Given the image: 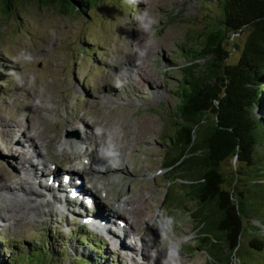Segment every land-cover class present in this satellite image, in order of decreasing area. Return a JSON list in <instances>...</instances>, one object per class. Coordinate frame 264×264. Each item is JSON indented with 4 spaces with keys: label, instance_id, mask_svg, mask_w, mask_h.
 Returning a JSON list of instances; mask_svg holds the SVG:
<instances>
[{
    "label": "rangeland",
    "instance_id": "obj_1",
    "mask_svg": "<svg viewBox=\"0 0 264 264\" xmlns=\"http://www.w3.org/2000/svg\"><path fill=\"white\" fill-rule=\"evenodd\" d=\"M202 2L203 0H135L134 3L107 1L86 13L70 15L64 14L59 7L45 5L38 0L17 2L12 12H5L0 4V109L4 104H8L9 108L15 110L17 105H25L29 97L36 95L45 100L48 98L47 101L56 106L58 111L60 110L59 117L52 112L45 114L49 124L43 127L51 135L55 134V129H59L61 133L69 128L67 130L72 132L67 123L72 116L86 115L91 123L94 119L103 116L128 117L133 121L146 119V123L139 124L144 129L148 128L145 130L146 137L139 140L140 149L133 150V156L125 160L127 173L124 175L119 173L118 176L123 178L119 180L120 184H117V176L113 178L114 180L110 178L113 183L107 186L109 193L104 200H111L116 206L119 204V199L124 198L125 193H133L136 198L142 193L151 195L152 202L149 207L152 208L147 209L151 219H145V223L148 226L159 225L165 230L170 242L165 244L166 250L179 243L180 264L221 263L213 255L216 247L201 241L202 232L198 227V219L195 218L200 210L198 204L182 190L183 183H190L196 178L194 177L196 174L183 173V165L170 168L164 163L173 155L174 149V146L165 143V140H169L168 136L175 131L172 126L171 107L178 98L174 88L182 77L183 67L192 61L191 58L180 55L182 46L195 44L198 32L206 31L210 25L209 13L215 16L220 12L219 8L213 10L204 8ZM145 9L158 21L154 25V35L143 32L147 40L154 41L147 61L148 70L153 76L145 82L140 75H137L136 84L140 83L142 88L136 91L126 78L122 76L117 78L108 68L107 63L115 62L117 57V59L123 58L126 54L124 51L130 48L133 35L142 32L137 31L134 15ZM229 36L224 44L230 51L228 62L236 63L246 41L247 31L234 35L233 40ZM22 50L32 55L31 61L15 59ZM206 59L207 57H200L196 60L197 70L205 68ZM102 74L104 78L107 75V78L103 79ZM118 80H123L122 83L126 86L117 87ZM158 84L160 88L155 91V85ZM148 86L152 87L159 96H154ZM103 87L122 95L123 98L116 99L120 102L118 106L106 107L99 101L97 96ZM90 111L93 115L88 113ZM3 115L9 116L6 113ZM6 139L5 131L0 125V162H4L8 172L19 171L17 160L10 158L9 163H5L3 156L7 155L8 150ZM92 148L90 147V150ZM130 152L131 150H127L126 154L129 155ZM199 153L200 151L196 154ZM54 155L53 165L57 166L58 163V168L63 165L60 167V172H66L64 170L66 166L63 164L67 162L66 157L57 153ZM189 156L191 152H187L186 157ZM82 160L87 159L83 157ZM127 162L130 163L127 165ZM221 170L228 176L234 170V160H225ZM242 180V183L247 181L246 176H243ZM88 185L86 183L85 186L88 192L95 190V187L92 189ZM243 185L240 188H243ZM244 189L247 203L257 205L252 208L260 213L254 214L264 222L263 187L252 185ZM101 195L102 193L100 198ZM97 203L105 207L101 199ZM129 217L130 215L122 214L119 220L127 223L128 220L130 221ZM74 219H59V221L46 218L43 222L20 226L1 225L0 244L4 241L13 244L18 240L26 247L34 246L44 240L45 236V239L50 240L49 258L53 259L55 264L58 262L77 264L75 258L93 254L91 245L81 243L78 238V232L86 231L92 241L96 239L95 241L101 243L99 237L102 238L105 254L100 257L104 258V264H119L113 245L108 240H106L108 243H105L102 234L96 233L95 230L93 232L87 225H83L84 222L80 217ZM243 220L247 230L243 234L240 250L237 255L232 256L230 264H241V262L264 264V235L252 232L248 226L249 217L244 216ZM252 222L251 220L250 224ZM130 225L134 227L133 224ZM138 226L139 231H142L141 226L139 224ZM137 227L135 225L134 228ZM214 233L219 235L217 231ZM145 238L148 240L150 237ZM253 239L260 241L262 248L252 246L250 241ZM60 247L65 250L62 260L58 256ZM227 254H230L229 249ZM31 260L33 263L27 264L37 263L36 257H31Z\"/></svg>",
    "mask_w": 264,
    "mask_h": 264
},
{
    "label": "trees",
    "instance_id": "obj_2",
    "mask_svg": "<svg viewBox=\"0 0 264 264\" xmlns=\"http://www.w3.org/2000/svg\"><path fill=\"white\" fill-rule=\"evenodd\" d=\"M20 1L24 0H0V4L5 12H12L15 3ZM38 1L59 7L66 15L86 13L107 1L128 2ZM214 1L203 0L202 5L210 10L219 8L220 12L215 16L209 13L210 25L206 31L198 32L197 42L182 46L180 52L192 61L183 67L182 77L174 88L178 98L171 107L175 131L165 140L174 149L164 163L170 168L183 165V173L196 174L190 183H183L182 190L200 209L195 218L202 232L201 241L216 247L213 255L220 264H230L247 230L244 216L249 217L252 232L264 235V222L255 215L260 212L252 208L257 205L247 203L244 189L252 185L264 189V0ZM245 31L247 38L241 55L236 63H229L230 51L224 46L225 39L230 35L233 40L234 35ZM200 57H207L203 70H197L196 60ZM187 152L191 156L186 157ZM228 159L234 160V170L227 176L221 165ZM243 176L247 181L242 183ZM240 184H244L243 188ZM78 238L81 243L91 245L93 254L74 261L104 264V258L100 257L105 254L102 238L99 237L101 243L95 238L92 241L86 231L78 232ZM49 243L45 236L39 244L27 247L22 241L16 240L13 244L4 241L0 244V264L33 263L31 257L37 258L36 264H55L49 258ZM250 243L262 248L256 239ZM64 255L65 250L60 247V260Z\"/></svg>",
    "mask_w": 264,
    "mask_h": 264
},
{
    "label": "bare ground",
    "instance_id": "obj_3",
    "mask_svg": "<svg viewBox=\"0 0 264 264\" xmlns=\"http://www.w3.org/2000/svg\"><path fill=\"white\" fill-rule=\"evenodd\" d=\"M145 41L148 40L143 32L136 33L130 41V48L124 51L126 54L123 58L117 57L115 62L107 63L117 78H126L136 91L142 88L140 83L136 84L137 75L145 82L153 76L147 64L153 45L143 58H138L135 51L136 47H143ZM102 75L105 79L109 74L105 78ZM120 81L117 87L124 85L123 80ZM155 86V91L160 88L159 84ZM148 87L154 96H159L152 87ZM97 97L106 107L118 106L120 102L116 99L123 98L107 87H103ZM47 100L36 95L29 97L25 105H17L15 110L9 108L8 104L0 109V125L7 136L5 142L8 149L3 158L5 163H9L10 158L17 160L20 168L19 171L8 172L4 162H0V226L38 223L46 218L67 220L80 217L83 225L102 234L105 243L109 241L113 245L119 264H164L169 256V250L165 248V244L170 243L169 238L158 224L156 227L153 223L152 226L145 223L151 219L147 209L152 208L149 207L152 196L136 193V198L133 193H125L116 206L113 201L104 200L109 193L107 186L113 183L110 178L117 176V184H120L119 180L123 178L118 176L119 173H127L125 160L133 156V150L140 149L139 140L146 137L145 130L148 128L144 129L139 124L147 120L143 118L133 121L126 116L115 118L102 114V118H96L91 123L86 115H71L73 118L69 116L67 123L72 132L67 130L69 128L61 133L55 129V134L51 135L43 127L49 124L45 114L52 112L57 116L60 110ZM91 111L88 113L93 115ZM90 147H93L92 150ZM127 150H131L129 155L126 154ZM54 153L66 157L67 162L63 163L66 172H60L63 165L59 168L58 163L57 166L53 165ZM83 157L87 160H82ZM101 181L104 182L98 184ZM86 183L92 189L95 187V190L88 192ZM99 199L105 207L99 206ZM122 214L130 215V221L124 223L119 220ZM129 223L134 227L139 224L142 231H139V226L134 228ZM146 236L150 238L147 240Z\"/></svg>",
    "mask_w": 264,
    "mask_h": 264
},
{
    "label": "clouds",
    "instance_id": "obj_4",
    "mask_svg": "<svg viewBox=\"0 0 264 264\" xmlns=\"http://www.w3.org/2000/svg\"><path fill=\"white\" fill-rule=\"evenodd\" d=\"M128 2L134 3L135 0H128ZM134 20L137 24V31L154 35V25H156L158 21L150 15L147 9L137 12L134 15ZM152 43H154V41L150 39L145 41V45L143 47H136L135 51L138 55V58H143L146 55L147 50L149 47H151ZM15 59L20 61H31L32 55L22 50ZM137 62L139 63V59ZM164 264H180L179 243H176L172 248L169 249V256L164 261Z\"/></svg>",
    "mask_w": 264,
    "mask_h": 264
},
{
    "label": "snow or ice",
    "instance_id": "obj_5",
    "mask_svg": "<svg viewBox=\"0 0 264 264\" xmlns=\"http://www.w3.org/2000/svg\"><path fill=\"white\" fill-rule=\"evenodd\" d=\"M74 194V193H73Z\"/></svg>",
    "mask_w": 264,
    "mask_h": 264
}]
</instances>
